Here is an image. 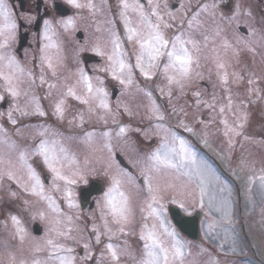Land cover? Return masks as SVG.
Wrapping results in <instances>:
<instances>
[{
	"label": "rangeland",
	"instance_id": "obj_1",
	"mask_svg": "<svg viewBox=\"0 0 264 264\" xmlns=\"http://www.w3.org/2000/svg\"><path fill=\"white\" fill-rule=\"evenodd\" d=\"M128 2L134 4L136 0ZM138 2L143 4L145 14L152 23H157V18L151 15L148 0ZM153 3L159 5L157 12L163 21L171 25L164 28L161 23V30L166 38L171 39L182 34V39L191 40L196 45L195 48L192 44L187 45L193 54L194 63L190 78L183 81L184 88L168 84L163 73L166 59L161 60L160 67L155 69V74L150 80L133 68V82L127 87L112 79L107 71H102L101 69L107 67V56L112 52L113 33L119 36L121 50L126 54L124 59L132 65L135 64L138 45L135 41L127 40L124 21L120 15L123 11L121 0H116L113 5L108 0H94L93 7H87L89 12L84 13L87 16L86 21L83 19L75 21L74 29L65 31L59 21H50L54 35L58 37L54 59L56 58L60 65L57 68L60 69L61 79L54 81V85L63 92L60 94L61 99L65 101L64 116L68 118L66 119L68 122L72 123L75 119L74 122L77 123L82 115L83 120L88 122L87 127L90 128V125L93 127L87 129L86 133H90L91 138L86 135H79V138L49 135L48 138L62 140L69 152L82 163L81 167L85 168L90 163L89 172H97L99 167L105 171L109 158V151L105 145L110 144L112 158L117 162L116 155H119L127 165V171L133 175L136 184L143 190L141 195L137 196V189L128 186L131 190L134 220L126 230L127 235L117 233L111 240V243H117L121 248L127 247L132 253V256H122L120 264H136L142 255L143 241L140 240L139 234L143 221L140 206L147 197V191L144 189L143 176L140 173L150 165L149 156L152 152L164 142L166 136L170 138L173 132L187 141L197 163L210 170L206 177L203 206L198 178L189 179L187 175L182 174L188 171L187 168L182 172L161 169L152 173L155 177L154 182H158L162 187L168 184L175 185V188H169L161 194L162 203L166 208L169 204L178 206L171 202L175 197L178 201L184 202L188 209L187 212L182 209L185 213L191 215L196 210L202 213L199 219L198 241L190 240L180 233L168 212L165 214L182 240L187 242L185 264H264V191L261 190L259 181V177L264 175L263 21L259 19L257 11L244 10L237 6L229 12H211L212 5L203 10V0H153ZM77 13H82V9ZM126 15L131 27L147 32L138 12L129 8ZM97 46L105 53L104 56L92 51ZM48 53L51 55L50 49ZM218 64H223L224 67L219 68ZM43 66L47 67L46 64ZM78 68L85 69L93 78L94 85H98L97 76L103 80V87L108 93L110 111L93 104L95 111L89 112L88 105L66 95L69 87H73L77 95H84L83 86L77 83ZM225 73L228 78L227 84L221 79ZM250 79L254 83L249 84ZM27 84L23 74L17 82L20 95L13 97V102L19 100L20 105L29 109L32 108V99L30 97L29 101L25 99L27 93L29 96L27 87L31 85ZM1 88L6 89L4 82ZM115 91V96L112 97ZM148 92H151V98L146 95ZM196 92H199V97L194 95ZM55 95H59V92L52 97L55 101H50L49 98L53 107L61 100L60 96ZM198 99L200 103H197ZM153 101L163 114V120L157 119V114L153 112ZM221 107L225 109L223 113L220 112ZM73 113L75 118H71ZM181 124L193 129V132H189L190 136L182 135L185 127ZM121 127L126 131L118 135ZM44 128L47 127L39 125L35 136L31 135L35 137L34 141L31 138L23 139L31 144L30 151H33L44 138L38 134ZM31 129L35 130L33 127ZM72 129L76 128L73 126ZM78 129L82 130L80 126ZM3 130L8 136L7 129ZM51 133L55 132L49 130V134ZM102 133L109 135L104 136ZM5 134L0 137L6 141L0 143V152L16 160L22 145L13 139L9 141ZM30 159L28 162L40 174L33 164L35 159L31 161ZM213 168H216L218 175L214 174ZM47 178H51L49 174H46ZM250 178L254 182H250ZM41 179L43 181L42 176ZM8 181L10 180L7 177L0 181V203L3 205H0V210L5 211L11 209L7 201L10 193ZM44 186L49 190L48 194H51L50 190L61 192L54 190L49 184ZM13 188L11 192L17 193L15 198L28 201L23 213H13L21 220L27 235L21 242L19 237L15 236L14 226L9 219L10 213L6 212L0 217V264H9L10 256H15L17 262L20 259L30 261L33 257L46 260L49 255L48 249L40 252H33L32 249L36 244L43 246L47 238H54L58 243L68 244L66 246L69 247L77 243L75 240L56 237L55 232L48 231L54 227L52 219L53 215L57 214L51 212L47 204L42 205L44 201L22 191L17 184H14ZM39 212L45 213V219H40L39 215H36ZM69 212L73 216V212L71 210ZM60 213L62 214L61 210ZM33 215H36L35 220ZM34 223L40 226L41 233L38 235L33 233ZM147 223L151 227L152 219L150 218ZM210 224L213 226L211 232ZM95 226L104 232L103 227ZM109 226L116 231L117 226L111 224V218ZM71 235L79 234L73 228ZM108 242V237L103 235L100 244L95 242L96 250L91 246L93 256L87 264H96L102 253L105 259L101 264H111L105 250V244ZM81 243L82 241L79 242L81 255L77 257L79 252L76 250L74 255L77 264H86L80 259L84 255Z\"/></svg>",
	"mask_w": 264,
	"mask_h": 264
},
{
	"label": "snow or ice",
	"instance_id": "obj_2",
	"mask_svg": "<svg viewBox=\"0 0 264 264\" xmlns=\"http://www.w3.org/2000/svg\"><path fill=\"white\" fill-rule=\"evenodd\" d=\"M67 3L74 8L80 9L83 7L92 8L93 5L89 2L87 5L82 4L79 0H67ZM151 6V15L157 18V23H152L149 16L145 14L143 4H140L138 0L136 3L129 4L128 0H121L122 9L120 15L124 21L125 33L129 42L135 41L138 45V51L135 57V64L128 63L124 57L125 53L121 50V42L119 36L113 33L112 36V52L107 56L108 65L106 68L101 69L110 73L112 79L118 80L121 85L125 87L132 84L133 68L137 69L140 74L146 79H152L155 74V69L160 67L162 59H166L163 64V73L168 81L169 85H177L181 89L184 88V80L190 78L192 67L194 63V57L192 52L187 47L188 44H192L195 48L196 45L191 40L182 39L181 35H176L171 39L166 38L164 32L161 30V23L164 28L171 27L163 21V18L157 12L158 4H154L153 0H148ZM207 5H205V8ZM216 7V5H213ZM239 5H237V8ZM131 8L133 11L139 13L141 23L147 28V32H143L137 28L131 27L127 18V10ZM171 16L172 14L169 13ZM30 20V17H23ZM175 19V17H172ZM192 21H189L191 26ZM61 27L68 31L75 28V20L69 16L66 19L59 21ZM20 24L18 17L14 10L11 8L7 0H0V80L4 82L6 91L12 96L17 97L20 95L17 82L24 74V68L21 66L17 56L14 55L10 49L13 42L17 40V34ZM54 32L52 31L51 22L49 20L44 21V30L42 33V39L47 43H44L40 49L41 63L46 64L55 75V65L53 58L49 55L48 50L57 48L55 41L53 40ZM227 46V45H226ZM97 55L104 56L105 53L99 46L92 49ZM219 68H223V64L217 65ZM78 84L83 86L84 95H77L73 87L67 89L66 95L78 100L80 103L88 105V111L94 112L96 107L110 111L108 102V93L103 87V80L100 77H96L98 85L92 83V77L88 75L84 68H78ZM171 73V74H169ZM28 76L31 77L32 73L29 72ZM222 82L227 84V73L222 77ZM34 82V81H33ZM40 83L44 84L45 79L43 74L40 76ZM249 84L254 83L253 80L248 81ZM50 88L55 87L54 84H49ZM161 91H163L161 89ZM151 98V92L146 93ZM199 97V92L194 93ZM4 97L0 96V101H3ZM197 103H200L199 99ZM65 101L61 99L55 105V114L59 119L64 117ZM212 107L213 105H207ZM231 106V100L229 98V107ZM35 113L44 116L46 113L41 110L39 104L35 107ZM225 109L220 108V112L223 113ZM153 112L157 114V119L163 120L164 116L159 112L158 107L155 106L153 101ZM23 115H27V112H23ZM9 121L12 124H16V120L12 118L11 111L8 113ZM83 122V116L80 117ZM225 124L227 122L225 121ZM188 132H193V129L186 125ZM126 129L121 127L118 135L124 134ZM229 131H233L229 129ZM41 137L39 144L35 149L29 153L27 151L20 152L18 158L14 160L10 155L0 152V181H3L5 177L8 180L14 181L24 192L30 193L33 196L38 197L42 201H46L48 208L51 212L57 214V218L52 221L54 227L48 229L49 232H55L56 237H63L66 240H75L77 243L84 240L82 235L72 236V217L65 216L62 221L59 219L60 207L56 203L55 199L46 192L44 183L40 174L32 167L28 162L30 156H38L42 159V163L51 174V187L57 191H61L64 200L67 202L69 208H79V203L76 200V192L74 186L83 183L88 184L86 179V173L81 168L76 156L70 153L64 146V143L60 139L48 138L49 135L55 137L56 133L49 134L47 128L42 129L38 133ZM227 134V133H226ZM104 136H108V133H102ZM90 139L91 134H87ZM6 142L3 138H0V143ZM178 142V147H177ZM106 148L109 151V158L105 167V176L109 179V185L104 191L102 196V203H98V207L101 209V219L104 221V232L101 233L99 229L93 225L92 231L95 233L96 244L101 243V236L106 235L109 242L105 244V250L107 258L110 259L111 264H120L122 256H132V253L127 247L121 248L117 244L111 243L112 238L121 233L127 235V228L134 220L133 202L131 196V190L128 186L135 187L137 189V196H140L142 191L140 186L136 184V180L133 175L127 171L126 168L120 166L111 155V145L106 144ZM150 165L141 171L143 176L144 189L147 191V197L143 200L140 206V212L142 213L143 224L139 238L143 241L142 255L136 264H185V255L187 249V242L182 240L177 229L172 226L167 216L165 215L168 209L162 203V192L169 188H175V185L168 184L162 187L158 182H154L155 177L153 172H159L161 169H172L177 172H182L187 168V172L182 174L187 175L189 179L193 177L198 178L200 185L201 206H203V196L206 192V177L209 175V169L206 166L197 163L195 154L191 151V148L186 140L177 135L171 133L170 138L166 136L164 142L149 156ZM87 163V161L85 162ZM260 188L264 191V175L259 177ZM250 182H254L250 178ZM62 184V187H61ZM10 198H15L17 193L10 192ZM173 204L178 206L185 212L188 211L184 202L178 201L175 197L172 198ZM28 204V201H24ZM190 214V213H189ZM40 219H45V213L39 212ZM36 215H33V219H36ZM107 217H111V224L116 225V231L114 232L112 227L109 226ZM152 219L153 223L149 227L147 221ZM9 219L14 226L15 236H18L20 241L23 242L26 238V229L23 227L21 220L17 215L9 214ZM212 225H209V232H211ZM126 244V242H125ZM84 255L80 258L82 261L91 260L93 253L91 250L90 241L83 243ZM44 249L49 250V255L46 260H40L33 257L30 261L20 259L17 262L15 256H10L9 264H75L76 256L74 255L75 249L64 244L58 243L54 238H47L44 245L36 244L32 249L33 252H40ZM63 253V254H61ZM105 259L102 253L101 258L97 260L96 264H101V261ZM135 260V257H133Z\"/></svg>",
	"mask_w": 264,
	"mask_h": 264
},
{
	"label": "flooded vegetation",
	"instance_id": "obj_3",
	"mask_svg": "<svg viewBox=\"0 0 264 264\" xmlns=\"http://www.w3.org/2000/svg\"><path fill=\"white\" fill-rule=\"evenodd\" d=\"M7 2L14 10L20 24L17 40L12 43L10 51L17 56L21 66L24 68V78L28 84L31 85L30 87H27L29 96L27 93L25 101H29L30 97L32 99V108H24V106L20 105L19 100L16 102L19 104V106H17V104L13 102V97L6 91V89L1 88L3 81L0 80V96L4 97V100L0 101V137L5 134L3 129L6 128L8 136L22 145L19 153L24 151L31 153L32 151L29 150L31 144L23 139L29 140L31 138L34 141L35 137H31V135L35 136L39 125L42 127H47L49 130L55 132L52 125L53 122L49 121V116L51 115L53 118H58V116L55 114V107L51 105L50 101H55V99H52V97L54 94H57V92H59V95L55 96H60L59 99H61L60 93H63L58 87H49V84H54V81H56L58 78L61 79L60 69L57 68L60 65L58 64V60L56 58L54 59V54L57 53V50L55 48L50 49L53 63L55 65V75H53L52 71L48 69V67H44L41 63L42 53L40 49L44 43H47L42 39L44 21H60L61 19H66L69 16H71L75 21L80 19L86 21L87 16H85L84 13L89 12V10L86 9L87 7L80 8L82 9V13H77L79 12V9L69 5L67 0H7ZM80 2L85 5H87L89 2H91L92 5L94 4V0H80ZM209 2L211 4H208ZM205 5H207V7L209 5H216V7H213V9L210 10L211 12H229L234 10L235 6L239 5L241 9H252L257 11L259 19L263 21L264 0H203V10L207 8H205ZM71 8L74 9L72 10ZM23 17H30L31 19H24ZM238 30L242 32L244 31L242 29ZM57 39L58 37L54 35L53 40L55 41L56 45L58 44ZM29 72L32 73L31 77L28 76ZM42 74L45 79L44 84L40 83V76ZM37 104H39L41 110H43L46 115L40 116L35 113L34 110ZM49 108H51L52 112L47 113L46 111L49 110ZM10 111L12 113V118L16 120V124H12L9 121L8 113ZM73 111L75 110L73 109ZM23 112H27L28 114L23 115ZM73 114L74 115H72L71 118H75V113ZM63 119L67 122V129L71 133L70 137H78V127L80 126V121L75 123V119H73L72 123H70L66 120L68 118L65 116ZM73 126L76 129L71 130ZM32 127L35 130H32ZM56 134L62 136L59 133ZM33 159H35L33 164L38 167V171L43 178L44 184L46 186L48 184H52L51 178L46 179V174H49L50 177L51 174L43 165L42 159L38 156H33L30 161ZM118 163L121 167L127 169V166L123 162L119 161ZM79 164L81 165L82 163L79 162ZM89 165L90 163H88L87 166L85 164V168L81 167L86 173L88 184L85 185L80 183L74 187V190L77 194L76 200L80 205L79 208H69L67 202L63 198L62 193L50 194L55 199L56 203L60 207V210L62 211V214H60L58 218L63 221L65 216H70L68 212L71 210L74 217H72V227L77 228L80 225L78 228H82V231H80L79 234L82 235L84 239L88 238V236L92 238L91 234L94 232L91 231L90 226L93 223L104 227V221L101 219V209L98 207L97 202L99 201L102 203L103 193L107 189L110 182L108 177L105 176L104 172L102 171L89 172ZM86 189L89 190L86 191ZM8 191L11 192L12 190L8 188ZM95 191H97V194H92L95 193ZM7 201L10 203L11 209H9V211L1 209L0 217L4 216L6 212L23 213L26 209V204L20 198L13 199L8 195ZM12 203L14 205H12ZM45 204H47L46 201L42 202V205ZM0 205L2 204L0 203ZM56 218L57 215H53L52 221H54ZM52 224L54 223L52 222ZM100 232L103 233V231ZM84 242L85 241L82 240V247ZM74 245L77 244L74 243Z\"/></svg>",
	"mask_w": 264,
	"mask_h": 264
},
{
	"label": "water",
	"instance_id": "obj_4",
	"mask_svg": "<svg viewBox=\"0 0 264 264\" xmlns=\"http://www.w3.org/2000/svg\"><path fill=\"white\" fill-rule=\"evenodd\" d=\"M115 96V92L113 93ZM169 215L175 224V226L190 239H198V219L200 217V212L196 211L192 216H186L178 208L169 206ZM36 233L39 229L35 230Z\"/></svg>",
	"mask_w": 264,
	"mask_h": 264
}]
</instances>
